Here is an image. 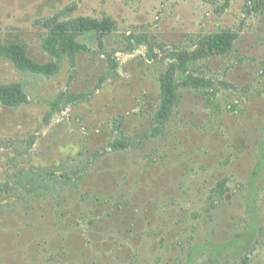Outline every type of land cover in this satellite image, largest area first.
Listing matches in <instances>:
<instances>
[{"label": "rangeland", "instance_id": "rangeland-1", "mask_svg": "<svg viewBox=\"0 0 264 264\" xmlns=\"http://www.w3.org/2000/svg\"><path fill=\"white\" fill-rule=\"evenodd\" d=\"M80 17L112 31L80 37L74 59L53 57L54 19ZM225 32L238 37L232 50L197 66L213 86L181 88L157 130L161 77ZM10 41L60 70L33 75L0 58V85L29 99L0 102V264H264V9L0 0V43Z\"/></svg>", "mask_w": 264, "mask_h": 264}, {"label": "trees", "instance_id": "trees-1", "mask_svg": "<svg viewBox=\"0 0 264 264\" xmlns=\"http://www.w3.org/2000/svg\"><path fill=\"white\" fill-rule=\"evenodd\" d=\"M249 2L256 11L264 9V0H249ZM112 26L113 22L109 19L96 21L80 17L60 21L59 18H55L54 23L50 27L49 37L45 42V49L53 57H70L74 59L86 49L80 43V37L87 34H107L112 31ZM237 38V35L229 32L204 36L199 40L193 52L181 53L176 56L169 71L160 79L161 101L155 114V121L158 125L157 130L163 128L170 119L174 107L179 102L181 88L201 90L213 86L210 79L198 74V63L214 56L228 54L232 50ZM0 58H6L23 73L52 76L60 70L56 63L41 65L36 62L30 58L26 47L16 41L0 43ZM115 67H117L116 64ZM0 102L7 107L18 108L27 104L29 99L24 88L19 84L0 85ZM113 147L120 150L127 146L116 142L113 144ZM82 178H80V181ZM50 186L48 184L47 188L49 189ZM231 243L222 245L219 248V253L231 245ZM192 256L193 253L189 255V263Z\"/></svg>", "mask_w": 264, "mask_h": 264}]
</instances>
